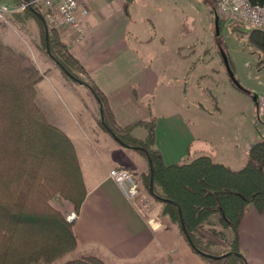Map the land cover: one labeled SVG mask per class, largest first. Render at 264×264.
<instances>
[{"label":"crops","instance_id":"1","mask_svg":"<svg viewBox=\"0 0 264 264\" xmlns=\"http://www.w3.org/2000/svg\"><path fill=\"white\" fill-rule=\"evenodd\" d=\"M4 1L14 4L13 0ZM173 2L82 0L88 14L79 15L81 30L70 25L57 30L88 76L106 94L120 125L155 117V145L166 164L208 155L239 169L247 160L253 140L246 137L247 128L241 127L239 142L236 131L221 127L200 103L205 68L190 63V54L195 51L188 47L191 42L184 45L177 35L174 39L167 37L174 21L167 8L173 9ZM223 43L227 50L225 39ZM228 55L231 57L230 51ZM212 61L220 70V58L214 54ZM261 62L260 70L264 57ZM38 67L44 77L37 85L36 102L48 121L74 143L87 187L73 226L78 246L68 255H96L106 264H209L190 247L177 225L161 216V207L151 210L145 206L143 186L149 160L139 150L122 145L99 124L100 105L90 89L86 97L79 96L71 81L53 65ZM222 81L214 91L223 87L231 95L229 106L239 100L247 108L250 97L236 91L228 79ZM147 133L143 126L133 130L139 139ZM114 167L126 168L136 177L140 193L135 200L127 199L109 177ZM219 218V214L212 215L200 228L213 241L216 235L211 228L220 225ZM225 234L226 239H220L224 244L232 239L230 230ZM215 243L218 245V240ZM240 248L249 264H264V212L253 205L240 226Z\"/></svg>","mask_w":264,"mask_h":264},{"label":"trees","instance_id":"2","mask_svg":"<svg viewBox=\"0 0 264 264\" xmlns=\"http://www.w3.org/2000/svg\"><path fill=\"white\" fill-rule=\"evenodd\" d=\"M24 1L15 0V3ZM249 1L264 4V0ZM41 10L34 6L11 15L25 25L30 18L42 20ZM48 32L50 53H47L45 30L42 36L46 53L68 79L83 80V85L100 101L101 126L118 142L139 150L151 161L154 179L151 193L164 202L162 213L177 225L190 247L209 264H249L240 248V226L251 205L264 212V139L251 146L245 164L239 169L216 162L208 155L166 164L155 145V117L120 125L106 94L88 76L58 30L49 25ZM249 38L264 57V32L252 29ZM222 50L229 58L225 47ZM43 77L31 56L0 43V264L54 263L78 246L74 223L67 220L52 200L65 199L79 212L87 187L74 143L62 129L48 121L36 102L37 85ZM230 81L239 90L251 94L237 87L231 78ZM137 126L147 129L144 139L133 135ZM180 212L196 248L182 228ZM213 214H219L220 225L233 233L227 250L219 254L211 252L209 247L213 242L200 232ZM211 230L220 238L226 237L220 229ZM60 264L106 263L96 255H82Z\"/></svg>","mask_w":264,"mask_h":264},{"label":"rangeland","instance_id":"3","mask_svg":"<svg viewBox=\"0 0 264 264\" xmlns=\"http://www.w3.org/2000/svg\"><path fill=\"white\" fill-rule=\"evenodd\" d=\"M13 1L14 4H16L15 0ZM173 1V9L167 8V13H169V10H171L172 15L174 16V21L171 24V27H173L167 37L168 39L170 37L174 39L177 35L178 38L181 37L183 39L182 41L184 45L185 43L187 45L188 42H191V44H188V47L189 49H193L195 51H193V54H190V57L192 56L191 60H189L190 63L195 67L203 66L205 68V76L202 81L204 92L203 97L200 99V103L204 106L205 109H208V112L214 115L213 119L221 127L229 129L232 133L233 131H236L239 142H241L242 139L239 132V129H241V127L247 128V132H245L246 137L248 138V140L252 139L253 144L261 139H264V106H262L259 102L264 98V68L260 70V64H262L261 60L263 59V55L250 42L249 33L252 28L247 24L235 20L234 18L223 16L219 13V20L216 21L217 12L215 8L217 0ZM2 2L6 3L4 0H2ZM41 14L45 17L48 26L52 25L53 27H55L53 23L49 21L45 10L42 9ZM62 25L66 24H59L58 27L56 26L55 28L58 29ZM72 27L81 30L80 17L79 25ZM44 30L45 27L43 21L38 18H30L26 20L25 25H22L21 23L16 22L14 17L10 14L7 19L0 25V43L11 46L15 50L31 56L36 62L37 66L38 64H42V66L45 67L49 63L53 65V67H55V69H57L59 73L63 74L61 68H59V66H57L53 62V60L48 56L46 50L44 49L42 41ZM223 39H225L227 48L226 52L229 54L230 51L231 57L233 56V63L231 57H229L228 59H230L231 68L235 74V77L245 88L252 92V95L246 94L245 92L239 90L231 84L229 73L227 72L225 64H223L224 62H222V54L219 53V50L221 51L222 47H224ZM203 49L205 50V53H195L198 51L200 52V50ZM214 54L215 56L220 58L221 71L217 70V67L212 61V57ZM225 79H228V81L234 87V89H236V91H238L242 95L250 97L248 98L250 104H246L247 108L245 104L239 100H235V105L231 101L229 106L231 95L227 91H225L223 87L222 90H220V87L219 91H214L217 84L219 83L221 86V82H223L222 80ZM69 81H71V85L75 87L73 91L77 95L85 97L89 95V89L85 85L75 82L71 79H69ZM255 95L258 96V99H255ZM219 107H221V109H218ZM239 110H241V113ZM228 136L231 137L229 142H232V134H229ZM79 151L81 156V149H79ZM81 158L84 161L83 155L81 156ZM149 174L151 179L150 169L147 173V180H145V185L143 186V203L146 204L145 206L151 210L161 207V216L169 218L168 215H164L162 213L165 206L164 202L156 199L151 193L154 192V187L153 191H151L150 181H148ZM52 204L56 208L63 211L66 214V218L72 212H76L78 214L71 202L60 197L54 198L52 200ZM77 218L73 221H69L68 219L67 220L74 223ZM216 229H220L224 233H226V230H229L223 229L221 225H218ZM225 238H220L216 235V240L213 241L212 239H208L207 237H205L206 240L213 242V244H211L209 248L211 252L216 254L222 253L223 251L227 250L228 243L231 240L229 242L226 241V243L224 244V242L220 239ZM217 240L219 242L218 245H216L217 243H215V241ZM75 257L76 256L73 257L70 254H67L61 260L54 263L40 261L31 264H60L65 260Z\"/></svg>","mask_w":264,"mask_h":264},{"label":"built area","instance_id":"4","mask_svg":"<svg viewBox=\"0 0 264 264\" xmlns=\"http://www.w3.org/2000/svg\"><path fill=\"white\" fill-rule=\"evenodd\" d=\"M34 6L45 10L49 21L55 27L59 24L78 26L79 15L88 14V9L83 6L82 0H25L19 5H8L0 0V25L14 11ZM215 10L217 14L234 18L252 29L264 32V4L255 5L249 0H218ZM259 102L264 106V99ZM109 177L118 185L127 199L135 200L138 197L139 184L130 170L114 167L109 170ZM77 217L78 214L72 212L67 219L73 221Z\"/></svg>","mask_w":264,"mask_h":264},{"label":"water","instance_id":"5","mask_svg":"<svg viewBox=\"0 0 264 264\" xmlns=\"http://www.w3.org/2000/svg\"><path fill=\"white\" fill-rule=\"evenodd\" d=\"M39 16L41 17V19H42V21H43V24H44V27H45V30H46V36H45V38H46V42H47V53H50V48H49V44H48V34H49V32H48V25H47V22H46L45 17H44L41 13H39ZM218 20H219V18H218V14H217V15H216V21H218ZM221 54H222V57H223V59H224V62H225V65H226L227 71H228V73H229V76H230V78L232 79L233 83H234L237 87H239L240 89L247 90V89H246V88L240 83V81L235 77V74H234V72H233V70H232V68H231V66H230V64H229V61H228L227 55L224 53L223 50H221ZM75 80H76L77 82L81 83V84H84V81L81 80V79H79V78H75ZM255 99H257V95H255ZM97 100H98V99H97ZM98 102H99V105L101 106V103H100L99 100H98ZM112 135H113V134H112ZM113 136H114V135H113ZM114 137H115V136H114ZM149 165H150V171H151L150 189H151V191H153V187H154V179H153V169H152V165H151V161H150V160H149ZM180 216H181V212H180ZM181 224H182V228H183L184 232L187 234V238H188L189 243H190L194 248H196L194 242L192 241L191 237H190L189 234H188V231H187L186 228H185L184 222H183V220H182V216H181ZM201 252H202V251H201ZM202 253L206 254L205 252H202ZM211 256L217 257V255H211Z\"/></svg>","mask_w":264,"mask_h":264}]
</instances>
